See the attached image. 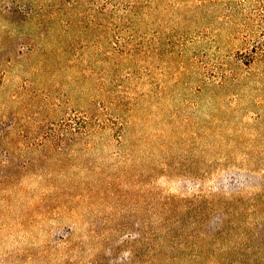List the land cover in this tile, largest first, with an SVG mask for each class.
<instances>
[{"label":"rangeland","instance_id":"rangeland-1","mask_svg":"<svg viewBox=\"0 0 264 264\" xmlns=\"http://www.w3.org/2000/svg\"><path fill=\"white\" fill-rule=\"evenodd\" d=\"M0 264H264V0H0Z\"/></svg>","mask_w":264,"mask_h":264}]
</instances>
